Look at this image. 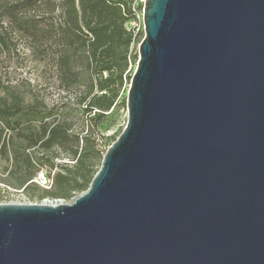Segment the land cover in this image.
<instances>
[{
  "label": "water",
  "instance_id": "95a60500",
  "mask_svg": "<svg viewBox=\"0 0 264 264\" xmlns=\"http://www.w3.org/2000/svg\"><path fill=\"white\" fill-rule=\"evenodd\" d=\"M127 123L69 203H0V264H264V0H146Z\"/></svg>",
  "mask_w": 264,
  "mask_h": 264
},
{
  "label": "trees",
  "instance_id": "16d2710c",
  "mask_svg": "<svg viewBox=\"0 0 264 264\" xmlns=\"http://www.w3.org/2000/svg\"><path fill=\"white\" fill-rule=\"evenodd\" d=\"M133 1L0 0V151H14L11 171L26 188L39 168L50 166L57 169L52 189L62 187L77 197L89 188L124 129L109 138L103 135L133 76L132 50L140 39L127 26L134 18ZM28 59L43 63L51 78L32 82L25 77L22 88L31 95L19 90L21 84L13 83L8 69ZM52 81L59 88L77 89L89 119L85 130L73 128L70 99L49 100L45 92ZM55 158L73 163H54Z\"/></svg>",
  "mask_w": 264,
  "mask_h": 264
},
{
  "label": "rangeland",
  "instance_id": "374dc122",
  "mask_svg": "<svg viewBox=\"0 0 264 264\" xmlns=\"http://www.w3.org/2000/svg\"><path fill=\"white\" fill-rule=\"evenodd\" d=\"M140 2V0H134ZM144 8V7H143ZM142 9V6H141ZM129 29L135 27L138 36H140L137 42H135L133 46V59L130 65L129 74H133L137 67V59L139 57V45L141 38L145 35L144 30V20L143 16L141 18L132 19L127 23ZM23 49V47H21ZM27 53H29L27 51ZM135 57V59H134ZM3 66V65H2ZM5 69V68H4ZM8 69H10L13 74L11 75V79L13 83L16 85L20 83L19 90L25 92L27 95H31L29 89L24 90L22 88L23 82L25 81V77L29 78L32 82L36 80L42 81L45 78H50L49 70L45 67L43 63H37L31 59L26 60L24 63H17L11 65ZM5 71V70H4ZM5 76V75H4ZM85 76V75H84ZM130 83L127 82L124 85V88L121 91L118 105L117 107L111 111L109 119L107 121V125H109L108 130H103V135L106 138H109L116 134L122 126H125L127 123V95L129 90ZM46 95L49 100H60L61 98L65 101L71 100L73 110L70 112L71 115L69 118L73 123V128L75 130H85L88 127V120L84 114V106L79 104L78 101V91L76 90H66L64 88H59L52 81L50 83L49 88L46 90ZM1 128V125H0ZM109 142V141H108ZM2 146V142L0 141V148ZM104 148V147H103ZM60 150L57 149V152ZM15 157V153L8 152L5 153L0 151V203H69L72 202L76 197L73 192L70 190H65V188L58 187L57 189H52L51 187H46L41 185L36 181L37 176L39 174L44 173L51 181L52 175L56 172L57 169H51L50 166H44L37 170L35 177L32 180V183L29 185L30 187L26 188V185L20 183L19 175L11 171L12 168V160ZM57 162H66L73 163L70 158H55L54 163Z\"/></svg>",
  "mask_w": 264,
  "mask_h": 264
},
{
  "label": "built area",
  "instance_id": "2783aa9c",
  "mask_svg": "<svg viewBox=\"0 0 264 264\" xmlns=\"http://www.w3.org/2000/svg\"><path fill=\"white\" fill-rule=\"evenodd\" d=\"M146 0H140V2L133 1V11H134V18L133 19H137V18H141L143 16L144 13V3ZM142 6V9H141ZM133 29L136 30L135 27H133ZM36 181L39 182L41 185H44L46 187H51L52 186V181L44 174H39V176H37Z\"/></svg>",
  "mask_w": 264,
  "mask_h": 264
}]
</instances>
